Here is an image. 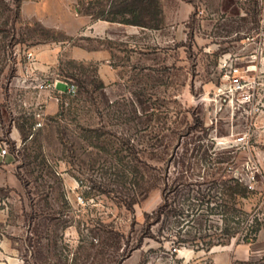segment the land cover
<instances>
[{"label":"rangeland","instance_id":"374dc122","mask_svg":"<svg viewBox=\"0 0 264 264\" xmlns=\"http://www.w3.org/2000/svg\"><path fill=\"white\" fill-rule=\"evenodd\" d=\"M263 27L264 0H0V139L26 130L0 143V264H248L236 257L264 251ZM230 65L255 81L252 106L217 96ZM56 80L76 94L39 88ZM183 175L252 185L241 207L260 205L257 241L179 248L166 221L145 238Z\"/></svg>","mask_w":264,"mask_h":264},{"label":"trees","instance_id":"16d2710c","mask_svg":"<svg viewBox=\"0 0 264 264\" xmlns=\"http://www.w3.org/2000/svg\"><path fill=\"white\" fill-rule=\"evenodd\" d=\"M140 14V12H138ZM140 15H137V18ZM108 22H119L123 24L143 26L139 19L130 21H118L117 18L103 19ZM1 117V116H0ZM20 135L24 138L26 130L21 125H16ZM12 130V128H11ZM11 130L3 133L0 143L11 144ZM13 152L11 153L13 155ZM135 172L139 173L135 168ZM134 173V172H133ZM186 176H179L174 183L177 188L168 192L167 186L163 188L162 203L152 214H146L148 225L147 235L153 237L151 229L163 221L174 225V245L180 247L192 246L198 249L202 246L210 250L215 245H223L225 242L240 236L245 243H255L263 229L262 214L259 203L253 213L245 211L241 206L243 199H250L255 192L250 184L244 183L237 178L214 179L209 181L202 178L203 182L194 180L188 182ZM134 184L139 186V181L134 178ZM206 186V188H203ZM191 187L189 190L179 188ZM139 200L133 198L129 208H133ZM214 216L218 220L214 222L209 217ZM211 224V225H209ZM143 242L140 241L139 245ZM202 249V248H201Z\"/></svg>","mask_w":264,"mask_h":264},{"label":"built area","instance_id":"2783aa9c","mask_svg":"<svg viewBox=\"0 0 264 264\" xmlns=\"http://www.w3.org/2000/svg\"><path fill=\"white\" fill-rule=\"evenodd\" d=\"M259 43L261 46L264 45V27L260 30L259 33ZM246 72H243L239 67H232L230 65V70L228 71V74L224 78V82L222 86L218 90L219 97H236L238 101L245 106H252L255 102V81H251L250 84H248V81L246 80V76H244ZM66 90L59 91L57 90V86L59 84V80H56L54 82H47L46 84H42L39 86L41 90H50L54 91L59 95H75L77 92V86H75L71 81H65ZM37 121L42 120L43 116L41 112H38L36 114ZM38 127L41 126V123L38 122ZM244 138L241 139L243 141ZM1 156L5 157L7 155L6 149H1L0 152Z\"/></svg>","mask_w":264,"mask_h":264},{"label":"crops","instance_id":"0c3cea01","mask_svg":"<svg viewBox=\"0 0 264 264\" xmlns=\"http://www.w3.org/2000/svg\"><path fill=\"white\" fill-rule=\"evenodd\" d=\"M52 82V81H51ZM65 81H59V84H64L65 85V83H64ZM11 137H12V139L16 142V143H19L20 142V138H21V136H20V133H19V131L16 129V130H13V131H11ZM0 163H3L4 164V166H2V167H5L6 169L7 168H9V166H5V164L6 163H8V158L7 157H3V156H1V154H0ZM4 174V173H3ZM0 180H1V183H3L4 182V178H2V176L0 175ZM262 256H264V251L263 250H258V249H256V250H252L251 248H249V250L248 251H246L245 250V252H243V254L240 256V257H236V259L237 260H241V261H244V262H246V263H248V264H253L254 262H257V261H259V259L262 257ZM224 261V260H223ZM223 261H221L220 262V259H217L216 261H215V264H223L222 262ZM227 261V259L225 258V264H227L228 262H226Z\"/></svg>","mask_w":264,"mask_h":264}]
</instances>
